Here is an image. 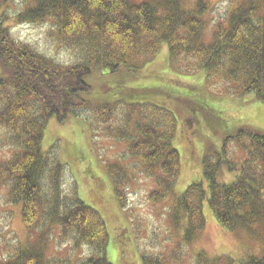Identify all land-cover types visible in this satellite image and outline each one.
<instances>
[{
	"label": "trees",
	"instance_id": "16d2710c",
	"mask_svg": "<svg viewBox=\"0 0 264 264\" xmlns=\"http://www.w3.org/2000/svg\"><path fill=\"white\" fill-rule=\"evenodd\" d=\"M31 2L15 14L16 21L33 24L49 20L57 41L65 47H77L84 58L69 66L54 62L30 45L16 41L5 25L7 12H0V127L8 132L7 143L13 150L11 159L0 160V186H7L8 203L19 207L28 234L36 233L40 242L17 248L3 264H51L44 251L52 239L48 235L56 231L55 239L64 247L71 242L75 249L90 248L91 255L76 264H111L101 216L79 199L77 188L72 186L67 194L61 190L66 165L52 151L42 148L46 124L50 119L63 124L82 110L105 124L118 108L125 109L124 122L135 123V135L128 132L134 142L129 146V157L140 161L146 175L154 177L159 172L155 177L157 191L152 192L151 199L160 201L172 192L179 171V154L171 143L175 115L151 103L141 90L131 88L113 87L111 99H85L92 91L87 78L121 71L126 77L137 78L139 69L165 44L169 67L174 71H203L208 82L239 88L240 92L227 96H250L264 103V0H239L226 22L216 23L207 43L202 39L206 25L203 18L209 11L205 0H196L189 10L182 7L181 0L137 5L130 0ZM160 94L171 98L175 95L174 112L188 106L190 114L200 111L206 120L217 117L208 108L210 97L205 92L172 89ZM185 122L192 128L200 120L189 115ZM126 132L118 131V138L124 139ZM230 136L245 137L251 148L248 157L264 168V132L241 127ZM204 142V158L209 159L202 165L206 187L193 182L175 203L176 210L181 208L187 216L185 240L204 227L205 201L222 228L252 231L264 219V183L256 179V167L247 161L238 168L235 180L219 183L217 170L222 166L232 170L233 164L226 158L224 147L210 149L209 141ZM104 170L118 205L124 208V169L108 166ZM141 261L168 264L165 259L149 256ZM238 264H264V254Z\"/></svg>",
	"mask_w": 264,
	"mask_h": 264
},
{
	"label": "rangeland",
	"instance_id": "374dc122",
	"mask_svg": "<svg viewBox=\"0 0 264 264\" xmlns=\"http://www.w3.org/2000/svg\"><path fill=\"white\" fill-rule=\"evenodd\" d=\"M130 1L137 5L156 4L160 0ZM195 1L181 0V4L189 10ZM238 1L205 0L209 11L203 18L206 23L202 36L204 42L211 41L216 23H225ZM30 3L31 0H0V12H7L5 25L13 38L64 66L83 60L84 54L77 47H65L57 41L55 28L49 20L33 24L16 21L15 14ZM261 11L264 12V6ZM125 75L122 71L111 76L93 74L87 78L92 91L84 98L111 99L110 90L113 87H125L141 90L143 97L148 95L151 103L173 112L176 128L171 143L179 154V171L171 193L157 202L151 199L152 192L157 191L155 177L160 174L156 172L154 177L146 175L140 161L129 157V146L134 142L128 134L135 135V123L124 122L127 114L125 109L118 108L105 124L85 110L70 116L63 124L50 119L42 142L45 152L52 151L66 165L61 179L62 192L67 194L72 186L77 188L79 199L101 216L108 236L107 256L111 264H142L141 259L146 256L165 259L168 264H238L250 257L262 256L264 219L252 231L226 230L214 219L205 201L202 206L204 227L186 241L187 216L181 208L176 210L175 203L193 182H201L202 187H206L202 165L209 159L204 158V140L209 141L207 144L210 149L224 147L226 158L233 164L232 170L224 166L217 170L216 179L219 183L228 184L235 180L238 168L247 161H250V166L256 167V179L264 183V168L255 159L249 158L251 148L248 140L245 137L232 139L230 136L241 127L264 132V103L256 102L250 96H227L232 92H240L239 88L208 82L203 71L195 70L186 74L174 71L169 67L165 44H161L153 59L139 69L137 78ZM155 89L167 93L172 92V89L205 92L210 97L208 108L217 117H208L206 120L200 111L190 114L188 106H182V111L174 112L175 95L171 98L157 93ZM188 99L191 102L194 100L192 96ZM189 115L200 120V123L189 128L185 122ZM121 130L127 131L124 139L118 138L117 132ZM8 139V132L0 127L1 161L12 157L13 150L7 143ZM208 155L211 158L212 155ZM108 166L124 169L126 182L121 194L125 201L124 208L115 199L112 184L104 170ZM7 189L5 185L0 186V264L7 261L17 248L40 243L36 233L28 234L25 229L19 207L8 203ZM57 234L56 231L48 235L52 239L47 242L44 251L51 264H76L91 255L90 248L85 246L75 249L70 242L64 247L56 241Z\"/></svg>",
	"mask_w": 264,
	"mask_h": 264
}]
</instances>
